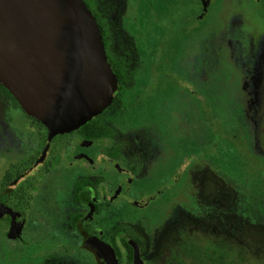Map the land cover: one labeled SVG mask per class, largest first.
Segmentation results:
<instances>
[{
  "label": "flooded vegetation",
  "instance_id": "flooded-vegetation-1",
  "mask_svg": "<svg viewBox=\"0 0 264 264\" xmlns=\"http://www.w3.org/2000/svg\"><path fill=\"white\" fill-rule=\"evenodd\" d=\"M83 2L98 26L101 24L104 29L105 42L103 38L102 41L106 58L117 81L113 100L102 114L95 117L94 122L83 129L57 135L50 141L46 131L47 141L44 145L37 127L31 125L30 117L20 111L22 116L18 119L19 125L11 128L12 140L7 143L5 153H0V208L10 211V214L0 212V223H7L4 237L10 243L21 242L27 227L25 216L32 211L34 202L43 201L44 196L50 192L54 195H66L67 202L71 204L61 224L55 221L45 223L48 224L45 230L59 232L73 242L74 239L78 240L76 247L64 248L67 254L62 256L64 264H103L104 259L99 257L95 248H86L85 241L103 244L105 247L101 245L97 250L101 249L106 256L109 247L117 264H133L134 249L129 242L137 246L142 264H186V261L214 264L212 260H207L206 255L202 261L199 254L185 253L182 248L179 255H167L168 257L151 253L154 247L149 250L142 243V239L135 237L132 231L130 233L127 221L134 216L143 217L154 205L161 212L165 204L175 199L178 186L181 180H187V169L192 164L207 161L211 156L222 163L224 118L232 115L237 121L238 113L224 111V100L208 94L207 81L201 90L196 89L187 79L180 82L186 88L185 92L194 99L199 113L196 120L199 121L200 128H194V140L199 137L203 141L208 137V141L196 148V142L193 144L181 139L180 146H177L170 141L169 134L166 135L158 143L169 152L165 153L167 159L160 158L158 163L174 164L175 160L181 159L180 168L174 169L169 175L156 174V169H152L153 183L146 185H141L140 182L150 176V172L146 170L147 158L138 145L122 140L121 130L115 126L138 103L152 106L153 112L156 111L159 101L162 106L174 104V96L160 95V92L169 88L164 86L170 84L167 81H171L172 76L167 70L179 56L174 46L186 37V28L191 26L187 15L196 9L197 2L201 6V14L196 17L199 22L206 16L212 0H177V3L170 4L168 0H129V12L125 11L126 7L113 6L111 1L107 10V30L90 4L86 0ZM181 2L185 8V16L181 13ZM149 37L155 48H145L153 53V75L158 78L149 79L151 86L144 90L145 83L139 77L142 72L138 71V66L142 63L133 59L143 53ZM156 80L158 82L155 85ZM218 83H221L220 79ZM0 96L6 95L0 93ZM172 113L174 109L168 113L171 121ZM146 125V129H150L154 136L164 129L154 119ZM172 128L173 134H176L175 127ZM234 129L238 134L237 124ZM187 144L194 147L195 151L185 153L192 150L186 147ZM174 148H178V154L177 150L173 152ZM180 153L184 154L180 156ZM158 159L159 155L153 160L149 158V162L153 166ZM15 203L21 207L16 208ZM12 222L21 225V233L18 238L9 240L6 233ZM46 232V238L50 237ZM192 243L196 248L199 245ZM80 256L86 257V260L81 262ZM220 264H231L230 256L227 255Z\"/></svg>",
  "mask_w": 264,
  "mask_h": 264
},
{
  "label": "rangeland",
  "instance_id": "rangeland-1",
  "mask_svg": "<svg viewBox=\"0 0 264 264\" xmlns=\"http://www.w3.org/2000/svg\"><path fill=\"white\" fill-rule=\"evenodd\" d=\"M86 1L106 30L111 1L117 8L122 6L126 7L125 11L131 10L129 0ZM168 2L177 3V0ZM197 3L196 9L187 15L191 26L186 28V37L174 46L179 56L167 70L172 76L171 81H167L170 84L164 86L169 88L157 92L166 97L174 96V104L162 106L159 101L153 112L152 106L138 103L130 114L122 117V121L119 119L115 123L121 130V139L138 145L147 158L146 170L150 176H146L141 185L153 183L152 169H156V174L169 175L180 168L181 159L175 160L174 164L158 163L160 158L167 159L165 153L168 150L158 143L166 135L169 134L170 141L177 146L181 139L196 142V148L208 141V137L203 141L199 137L194 140L193 130L200 128L196 120L199 113L194 99L180 85L184 79L198 90L207 81L208 94L224 100V111L243 115L246 121L243 134L249 133L250 152L260 158L255 163L264 161V0L258 3L253 0H212L206 16L199 22L196 17L201 14V6ZM180 5L182 16H185L183 3ZM145 47L155 48L151 37L146 40L143 53L133 59L142 63L138 71L142 72L139 77L145 83L144 90L151 86L149 79L158 78L153 75V53ZM219 79L221 83H218ZM173 109L171 121L168 113ZM21 116L18 106L9 97L0 96L1 154L12 140L11 128L19 125ZM152 119L164 128L157 136L146 129ZM241 144L242 150L250 153L248 144L245 141ZM188 148L192 150L185 153L195 151L194 147ZM158 155L159 159L152 166L149 158L153 160ZM224 160L221 163L211 156L207 161L192 164L187 169V180H181L178 186L175 199L165 204L161 212L154 205L143 217L129 218L128 231L142 239L149 250L154 247L156 250L150 252L159 256L179 255L184 244L194 242L200 246L222 247L230 256L231 264H264V189L253 178L241 173L240 166ZM61 195L49 192L43 201L34 202L32 211L25 216L27 227L21 242H8L4 237L7 223H0V264H64L62 256H67L64 248L76 247L78 240L74 239V243L59 232L45 230L51 222L61 224L68 214L71 204L66 195ZM45 232L50 237L46 238ZM80 259L83 262L86 257L80 256ZM186 264L197 262L186 261Z\"/></svg>",
  "mask_w": 264,
  "mask_h": 264
},
{
  "label": "water",
  "instance_id": "water-1",
  "mask_svg": "<svg viewBox=\"0 0 264 264\" xmlns=\"http://www.w3.org/2000/svg\"><path fill=\"white\" fill-rule=\"evenodd\" d=\"M0 85L25 115L45 127L49 141L110 106L117 81L98 24L83 0H0ZM20 233L21 225L12 222L6 238ZM129 243L133 264H142L137 246ZM101 245L85 241L103 264H117L109 247L107 256L97 250Z\"/></svg>",
  "mask_w": 264,
  "mask_h": 264
},
{
  "label": "trees",
  "instance_id": "trees-1",
  "mask_svg": "<svg viewBox=\"0 0 264 264\" xmlns=\"http://www.w3.org/2000/svg\"><path fill=\"white\" fill-rule=\"evenodd\" d=\"M89 7V6H88ZM99 30L101 31V37L104 38V29L102 25L100 24ZM0 93L5 94L7 97H9L17 106L18 104L13 99V97L9 94L8 91H6L1 85H0ZM19 110L21 111L20 107L18 106ZM31 121V125L34 127H37V130L41 136L42 139V145L46 143V129L43 125L38 123L32 118H29ZM96 118L90 120L86 124L80 127V129H83L87 126H89L92 122H94ZM245 118L241 113H238V120L235 121V118H232V115H229L224 118V124H223V132H224V141L222 145V159L224 161L231 160L233 162V165L235 164L240 166L238 169L241 171V173H244L246 176L251 177L255 180V182L262 186L264 189V161L261 163H255L256 160H259L260 158L255 156L253 153L250 152L251 150V143H250V137L249 133L245 136L244 130L246 129V123ZM235 124L238 125V134L234 132ZM102 131V130H101ZM242 141H245L248 144V150L250 153H247L242 150ZM215 147V146H214ZM217 148V147H215ZM218 149V148H217ZM35 157L32 159V164ZM226 166V164H223V167ZM234 168V167H233ZM237 169V170H238ZM19 197V196H18ZM19 200L23 201L22 197L18 198ZM24 204V202H23ZM16 208H20L21 206L17 203L14 204ZM193 243H187L182 246V251L185 253H193V254H199L201 256V260L204 261L205 258L204 255L207 256V260H212L214 264H220L223 262L224 258L227 256V253L224 251V249L219 248L218 246L214 245H208L207 247H201L198 245V247H195ZM201 261V263H203Z\"/></svg>",
  "mask_w": 264,
  "mask_h": 264
}]
</instances>
